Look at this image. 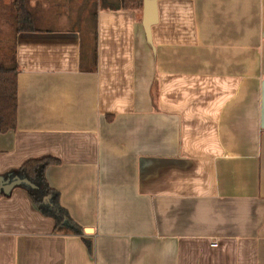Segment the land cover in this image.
<instances>
[{
    "label": "crops",
    "instance_id": "obj_1",
    "mask_svg": "<svg viewBox=\"0 0 264 264\" xmlns=\"http://www.w3.org/2000/svg\"><path fill=\"white\" fill-rule=\"evenodd\" d=\"M13 2V0H12ZM30 0L13 28L17 124L0 176L53 157L48 185L0 196V264H264V0Z\"/></svg>",
    "mask_w": 264,
    "mask_h": 264
},
{
    "label": "trees",
    "instance_id": "obj_2",
    "mask_svg": "<svg viewBox=\"0 0 264 264\" xmlns=\"http://www.w3.org/2000/svg\"><path fill=\"white\" fill-rule=\"evenodd\" d=\"M144 0H117L111 7L116 9H140ZM30 0H13L14 27L17 32L36 31V15L29 7ZM18 105V63L0 64V131L14 129L17 124ZM58 160L53 157L29 159L12 175L30 179L35 186L21 184L26 188L44 215L55 220V229L66 233H81V226L70 216L68 210L60 203L59 192L48 185L46 168ZM10 193V192H9ZM0 190V196L8 195Z\"/></svg>",
    "mask_w": 264,
    "mask_h": 264
},
{
    "label": "water",
    "instance_id": "obj_3",
    "mask_svg": "<svg viewBox=\"0 0 264 264\" xmlns=\"http://www.w3.org/2000/svg\"><path fill=\"white\" fill-rule=\"evenodd\" d=\"M158 1L159 0H144L143 1V19L142 23L145 29L147 42L154 48L153 43V26L158 22ZM29 184L35 186V184L28 179L20 175H14L9 177L0 176V190L6 193L12 191L15 186L21 184Z\"/></svg>",
    "mask_w": 264,
    "mask_h": 264
},
{
    "label": "rangeland",
    "instance_id": "obj_4",
    "mask_svg": "<svg viewBox=\"0 0 264 264\" xmlns=\"http://www.w3.org/2000/svg\"><path fill=\"white\" fill-rule=\"evenodd\" d=\"M14 6L12 0H0V64L10 65L13 54Z\"/></svg>",
    "mask_w": 264,
    "mask_h": 264
}]
</instances>
